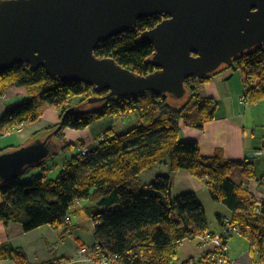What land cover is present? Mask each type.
I'll use <instances>...</instances> for the list:
<instances>
[{"label": "trees", "instance_id": "16d2710c", "mask_svg": "<svg viewBox=\"0 0 264 264\" xmlns=\"http://www.w3.org/2000/svg\"><path fill=\"white\" fill-rule=\"evenodd\" d=\"M162 20L160 16L140 19L134 31L100 43L96 55L110 57L137 74H150L156 68L145 61L155 52L154 47L140 43L138 38ZM227 69L241 70L247 102L258 104L264 100V47L250 51L220 72ZM210 78L187 80L188 95L179 102L149 93L130 99L112 98L108 91L50 77L44 68L33 70L18 64L0 72V98L10 86L28 90L27 98L5 110L0 119L2 134L38 121L45 107H55L60 111V122L34 137L61 128L54 135L56 147L49 159L80 146L56 180L47 177L45 160L39 166L25 168L11 182L1 181L0 222L20 224L24 233L47 225L58 230L77 202L91 200L98 207L92 216L94 223L98 222L95 244L116 256L115 264H209L206 257L181 263L177 259L181 242L210 232L197 193L189 191L175 197L170 174L157 175L149 183L141 181L144 171L168 161L170 171H189L206 182L211 198L230 209L238 234L248 240L253 263L264 264V198L258 205L244 183L232 178L234 169L241 168L246 178L253 180L250 166L230 161L221 152L204 157L198 143L179 138L182 122L203 129L215 119L217 104L200 92L201 85ZM130 115L140 119L138 126L120 135L109 129L103 140L88 149L87 156L81 153V148H86L81 142L64 139L65 129L85 130L110 116ZM20 147H2L0 153ZM36 169L38 173H32L30 179L23 178ZM257 180L264 185V175ZM218 220L221 223L222 217ZM5 259L28 264L25 251L12 244L0 245V260Z\"/></svg>", "mask_w": 264, "mask_h": 264}, {"label": "water", "instance_id": "95a60500", "mask_svg": "<svg viewBox=\"0 0 264 264\" xmlns=\"http://www.w3.org/2000/svg\"><path fill=\"white\" fill-rule=\"evenodd\" d=\"M163 20L142 32L154 53L148 75L95 50L134 31L140 19ZM264 47V0H0V72L19 65L62 82H78L112 98L144 94L183 101L186 81L205 80ZM0 153V182H11L54 153V135Z\"/></svg>", "mask_w": 264, "mask_h": 264}, {"label": "crops", "instance_id": "0c3cea01", "mask_svg": "<svg viewBox=\"0 0 264 264\" xmlns=\"http://www.w3.org/2000/svg\"><path fill=\"white\" fill-rule=\"evenodd\" d=\"M233 71V69H227L224 71L226 74L220 72L201 85L200 92L202 95L213 99L217 104L215 119L205 124L203 129L185 126L182 122L179 138L184 142L198 143L204 157L221 152L224 158L230 161H243L248 164L255 178L248 180L243 170L236 168L237 170L234 169L233 171L234 180L239 184H254L258 178L264 175V155L256 154L260 151L264 152V100L258 104H250L247 100H243L242 103L241 100L246 93L244 82L241 74ZM12 90H18L19 93L10 96L6 94L0 100V119L6 109L20 104L23 99L28 97V91L25 88L10 86L8 92ZM23 90L25 92H22ZM43 111L42 117L38 121L25 125L21 131H11L7 137H3L5 134L0 132V148L11 145L17 146L14 142H6L12 134H17L20 139L29 140L37 132L39 133L44 128L57 125L60 122V111L57 108L45 107ZM131 117V115L119 118L110 116L99 120L85 130H80L79 133L68 130L65 134L70 133L74 140L81 142L87 148H91L98 144V138L101 135L104 136L109 129L114 130L119 135L125 133L119 129L120 123ZM137 119L140 123V119ZM70 143L76 142L71 141ZM71 158L65 152L61 153L60 157L51 160L52 163L46 165L49 168L47 177L56 180ZM166 174L171 176L172 193L175 197L189 193V191L196 192L206 214V206L213 207L212 219L207 214L208 225H210L209 233L213 234L220 231L221 224L218 216L223 218L224 216H232V213L223 203L212 199L213 202L223 205V208L217 207L216 203H210L211 196L205 181L197 179L189 171H170L168 161L156 164L151 169L144 171L141 175V181L149 183L154 180L155 176ZM2 203L3 196L0 193V205ZM97 209V203L91 200L77 202L66 217L63 228L58 230L47 225L24 233L20 224L7 225L0 222V245L12 244L13 247L24 250L28 255V264H49L66 259L81 246L95 245V224L92 216ZM179 248L177 259L182 262L192 258H202L213 249V246L204 247L198 238H191L181 242ZM0 264H14V262L5 259L0 260Z\"/></svg>", "mask_w": 264, "mask_h": 264}, {"label": "built area", "instance_id": "2783aa9c", "mask_svg": "<svg viewBox=\"0 0 264 264\" xmlns=\"http://www.w3.org/2000/svg\"><path fill=\"white\" fill-rule=\"evenodd\" d=\"M242 101V100H241ZM84 156L88 155V149H81ZM257 155H264V152H257ZM251 193L253 200L257 201L258 205L264 198V185L261 180L244 185ZM259 213L260 211L257 210ZM98 222H95L96 225ZM221 229L216 233H206L199 237L201 245L204 247L213 246V249L208 251L203 257L208 258L209 264H236V262L229 256L228 241L235 234H238L239 227L236 223L233 224L232 216H224L221 220ZM75 257L67 258V262L85 263V264H115L116 256L106 253L98 245L82 247ZM202 257V258H203ZM53 264H66L61 261L60 263Z\"/></svg>", "mask_w": 264, "mask_h": 264}, {"label": "rangeland", "instance_id": "374dc122", "mask_svg": "<svg viewBox=\"0 0 264 264\" xmlns=\"http://www.w3.org/2000/svg\"><path fill=\"white\" fill-rule=\"evenodd\" d=\"M224 72V71H223ZM233 72H239L240 74H241V77H242V73H241V70H237V71H233ZM224 74H226L225 72H224ZM225 76V75H224ZM222 78H224V77H222ZM28 91V90H27ZM22 92H25V90H23ZM19 92H18V90H15V91H10V92H7V96L9 95H16V94H18ZM246 94V93H245ZM5 97V96H4ZM4 97H2V98H0V100L1 99H3ZM79 99L77 98V99H75V102L76 101H78ZM243 100H246V97L244 96L243 97V99H242V103H243ZM73 102V101H72ZM74 102V103H75ZM132 117L130 118V119H127L125 122H121L120 123V128L119 129H121L122 131L121 132H126V131H128V130H130L131 129V127H136V126H138L140 123H139V121H138V119H137V117L135 116V115H131ZM123 120V119H122ZM25 125H22L21 127H18V128H16V129H14L13 131H15V130H18V131H21V128H23ZM48 128V127H47ZM44 129H46V128H44ZM43 129V130H44ZM68 130H70V129H65L64 131H63V135H64V139H66L67 140V142H73V141H75L76 142V144L77 143H80V142H78V141H76V140H74V138L71 136V134L69 133V134H65L66 133V131H68ZM71 131H73V132H77V133H79L80 131H78V130H76V131H74V130H71ZM11 132V131H10ZM41 132H43V131H41ZM8 134H10V133H5V135H3V137H7L8 136ZM66 135V136H65ZM37 138H42L41 136H39V137H32L31 139H29V140H23L22 138L20 139V137L17 135V134H12V135H10V137L6 140V142H14L15 143V145H19V146H22V145H29V144H31L35 139H37ZM105 138V135L103 136V135H101L99 138H98V142H100L101 140H103ZM78 147H79V149H80V146L78 145L77 146V148H74V149H69V150H67L66 151V154H68L69 155V157H74V156H76L77 155V152H78ZM86 147V146H85ZM87 148V147H86ZM81 149H83V148H81ZM87 149H89V148H87ZM51 160H53V159H47V161H46V164H45V166L46 165H48V164H51L52 163V161ZM235 170H237V169H235ZM39 170L38 169H36V170H34V171H32L30 174H28V175H26V176H24L23 178L25 179V180H28V179H30L31 177H29L32 173L33 174H35V173H37ZM234 175V174H233ZM232 175V178L234 179V176ZM216 203V202H213L212 201V198H211V201H210V203ZM215 205H217V207H221V208H223V205H221V204H215ZM207 207V214L209 215V217H210V219H212V215L214 214L213 213V207L212 206H206ZM228 246H229V256L236 262V264H254L253 263V260H252V257L250 256V245H249V242H248V240L247 239H245L243 236H241L240 234H235L233 237H231L230 239H229V241H228ZM82 247H85V246H81V248ZM81 248H79V249H77L75 252H73V254H71V256L69 257V258H71V257H75V256H77V254L79 253L78 251L81 249ZM61 261H63V262H65L66 264H77L76 262H67V258L66 259H63V260H60V261H57L56 263H60ZM182 262H184V261H182ZM178 263H181L180 261L178 262ZM78 264H82V263H78ZM85 264V263H84ZM110 264H113V263H110Z\"/></svg>", "mask_w": 264, "mask_h": 264}]
</instances>
